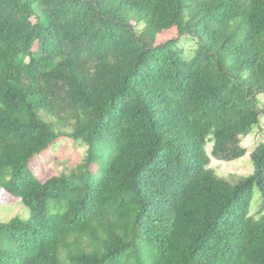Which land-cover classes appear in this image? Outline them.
I'll list each match as a JSON object with an SVG mask.
<instances>
[{
    "label": "trees",
    "instance_id": "16d2710c",
    "mask_svg": "<svg viewBox=\"0 0 264 264\" xmlns=\"http://www.w3.org/2000/svg\"><path fill=\"white\" fill-rule=\"evenodd\" d=\"M262 118L264 0H0V188L29 212L0 264H264V128L234 183L206 152ZM63 137L86 164L40 181Z\"/></svg>",
    "mask_w": 264,
    "mask_h": 264
},
{
    "label": "rangeland",
    "instance_id": "374dc122",
    "mask_svg": "<svg viewBox=\"0 0 264 264\" xmlns=\"http://www.w3.org/2000/svg\"><path fill=\"white\" fill-rule=\"evenodd\" d=\"M171 39L178 40V46L184 52V56L190 59L196 48V41L190 36L179 37L175 28L159 33L156 37L157 42H165ZM48 121L51 118L44 116ZM264 118L261 126L256 127L247 137L241 140V146L247 149V153L235 161H224L210 155L211 144L206 145V152L210 157L209 167L213 172L223 179L234 183L241 178L252 174L253 166L249 153L263 140ZM68 131V130H67ZM87 148L81 145L80 141H71L68 137H63L61 143L56 145L51 152L42 153L40 157L30 163V167L35 176L40 181H45L62 172L79 173V165H84L86 161ZM86 164V163H85ZM90 171L95 175L101 173L97 163L90 165ZM256 210V207H255ZM29 215L28 209L19 199L11 197L0 188V222H8L14 217L26 219Z\"/></svg>",
    "mask_w": 264,
    "mask_h": 264
}]
</instances>
